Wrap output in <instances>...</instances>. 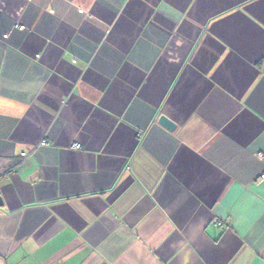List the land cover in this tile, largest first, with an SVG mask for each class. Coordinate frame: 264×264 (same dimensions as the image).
Wrapping results in <instances>:
<instances>
[{"label": "crops", "instance_id": "obj_1", "mask_svg": "<svg viewBox=\"0 0 264 264\" xmlns=\"http://www.w3.org/2000/svg\"><path fill=\"white\" fill-rule=\"evenodd\" d=\"M0 197V264H264V0H0Z\"/></svg>", "mask_w": 264, "mask_h": 264}, {"label": "water", "instance_id": "obj_2", "mask_svg": "<svg viewBox=\"0 0 264 264\" xmlns=\"http://www.w3.org/2000/svg\"><path fill=\"white\" fill-rule=\"evenodd\" d=\"M158 122L170 131H173L177 126L176 123L165 114L160 115ZM1 203L2 199L0 197V204Z\"/></svg>", "mask_w": 264, "mask_h": 264}, {"label": "built area", "instance_id": "obj_3", "mask_svg": "<svg viewBox=\"0 0 264 264\" xmlns=\"http://www.w3.org/2000/svg\"><path fill=\"white\" fill-rule=\"evenodd\" d=\"M20 27L23 28V26H20ZM139 136H142V133H140ZM49 144H50V141H49V139H47V138H44V139L41 141V143H40V145H42V146H48ZM71 148H73V149H81V148H82V144L79 143V142H75V143H73V144L71 145ZM260 155H261V154H260Z\"/></svg>", "mask_w": 264, "mask_h": 264}]
</instances>
